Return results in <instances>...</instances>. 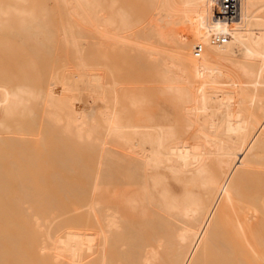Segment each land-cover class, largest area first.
<instances>
[{"label": "bare ground", "instance_id": "bare-ground-1", "mask_svg": "<svg viewBox=\"0 0 264 264\" xmlns=\"http://www.w3.org/2000/svg\"><path fill=\"white\" fill-rule=\"evenodd\" d=\"M120 1L57 0L58 4L63 6L64 17L67 16L72 20L71 24L69 23L71 29H76L75 33H79L81 28L83 29L80 35H73L72 32L73 34H70L69 38L67 37L75 49L74 55H72L77 59L73 61H78L76 62L78 69L75 70L76 72L73 71V74L65 70L64 72L67 73L63 75L62 70L67 65L62 70L55 68L56 71H54L51 81L49 80L50 83L46 81L49 84H47L48 88L32 94L33 100L40 101L41 107L39 108L37 103V108H43V112L36 111L38 110L36 108L34 111L41 112L45 121L41 116L36 115L37 113L31 111V103L21 113V115L29 114V117L30 115L32 117L31 113H34L32 120L38 121L39 116V119L43 121L42 127L47 121L45 124L49 122L51 127L58 129L66 140L74 141L75 145L80 142L85 145L84 147H90L92 151L97 150L98 164L97 167L95 166V170L91 169L95 176L90 173V170L86 172L87 174L90 171L89 175L93 176L91 177L92 183L89 182L93 195H89L92 197L86 201L88 204L83 201L87 205L82 204V209L86 207L84 215L88 214L84 216V219L90 216L87 217L90 218L88 222H94L92 229L95 232H76L77 229L75 232L70 229L69 231L66 229L70 227L69 224H67L69 226L63 224L64 228L61 227V224L56 226L57 223L54 227L52 224L56 223L54 221L63 220L58 216L63 215L59 214L63 212L59 208L62 209L64 205L63 207L58 206L60 204L56 206L54 203L57 201L53 200L56 197L52 199L47 193L49 191H45L44 187L46 186H41L45 184L44 180L47 177L45 178L44 175L46 173L43 175L29 173L32 168H41L43 163V170L40 172H45L49 168L48 166L46 168L47 161L45 160L40 166L38 165L42 162H39V158L46 152L44 150L47 147H42L43 152H39V155L35 149L40 150L42 145L40 144L39 147L35 144L36 142L32 141L30 144L27 140L31 146L32 144L38 146L34 150L31 149L30 152L31 146L22 142L27 139L25 136H28L27 134L22 135L24 126L18 130L21 133L18 136L10 135L9 137L8 134L10 144H12L11 139H15L9 146L4 133L10 126L6 125V129L3 128L4 131L2 129L3 133L1 134L3 135L0 134V146L4 145L3 149L5 150L1 153L11 152L12 147L18 148L16 143L19 142L18 145L20 144L22 149L15 148L17 152L21 153L29 147L27 154L24 151L22 156H25V159L26 156L30 157V159H24L28 160L30 165L27 162L24 163L22 159H9L7 161L10 164L15 159V162L23 161V167L24 164L29 167V171L25 167L23 170V167L17 166L20 162L18 161L13 170L12 164L10 166L5 159L15 157V155L4 156V158L5 154L1 155L0 153L7 164L5 165L3 162L6 167L0 165V168L13 170L6 172L1 169L2 172H0V264H49L50 262V264H264V255L262 258L260 255L262 252L264 254V194L256 198L255 204L257 217L261 220H232L226 211L233 198L231 194L245 185L243 178L247 174L256 175L258 178L252 182V185H261L264 190V158H262L264 149L259 147V150L256 151L254 148V145H260L264 141V124L262 123V121L264 122V91L261 89L264 82V0H250L251 6L248 7L246 4L241 6L240 17L234 22L237 28L234 35L226 28V25L224 27L221 21L214 17L213 3H209L208 0H149V4H152L153 10H156V14L162 22L173 24L177 22L180 25V33L178 35L171 33L170 36V39L173 37L172 40L175 43L178 42L174 43L176 48L175 45L172 47L165 44L163 39L162 42V37L157 40L155 33H159L154 32L155 30L152 31L154 28L152 25L149 27L151 31L147 28L146 36L144 28L150 22L143 24L142 28V23L136 18L137 16L128 7L121 5L124 0L122 3ZM250 7L252 11L249 10ZM48 9L51 8L43 9V15L47 13V17H41V14L40 18H35L22 28L24 31H30L32 35L29 33L28 38L33 36L39 44L43 37L46 41L43 44L41 42L42 45H47L45 44L47 40L54 41L52 36L55 37L54 32L58 31H54L55 26L53 25L54 30L49 29L55 21L53 20L54 22L51 23L49 16L53 11L51 13L49 11L53 9ZM176 10H178L177 13H175ZM48 21H50L49 27ZM59 23L60 21L57 24ZM148 31L152 32L150 33L152 37L150 35L148 38ZM67 32L66 35L69 34ZM59 33H61L60 28ZM217 33L226 35L227 41L222 44H214L212 37ZM88 36L93 38L94 42L97 41V45L95 44L96 46L93 47L98 48L100 44V48L103 50L106 44L115 48L114 50H120L117 53L126 54L123 59L120 57L122 64L129 54L131 57L140 59L139 61H144L146 69L152 70L153 68L152 72L156 69L160 76L155 72V75L150 73L151 70L149 73L156 77V81L161 77V81L158 80V85L153 83L154 86H157L155 90L159 92V98L163 100L160 107L164 108L166 104L176 106L178 119L175 118V120L177 123L160 120L154 116L152 106L156 102L154 103V99L150 98L155 94L150 95L153 84L150 88L151 84L149 83V88H146L149 93L146 94H141L138 86H136L138 89L129 86L134 88V91L127 88L128 86H123L118 80L119 78H116L117 73H115L120 69L114 68L113 65L116 63L113 65L109 63L110 59L107 60L105 51L101 50L98 53L102 57L104 56L108 61L106 64L109 65L99 63L94 69L95 67L88 63L85 58L88 56H85L83 51L86 43L83 44V40L86 38L85 41H87ZM232 36L238 44L237 47L244 50L242 57L246 59L248 75L243 80L225 76L226 72L222 68V64H219V62L231 60L223 55L230 56L233 53L223 52V49L224 44H231ZM61 37L58 38L61 39ZM197 46L203 47V52L199 56L195 54ZM186 48L189 50L186 51ZM181 49H184V52ZM43 53L45 54V52ZM209 53L213 54L212 57ZM121 54L118 55L122 56ZM40 55L39 53L38 56L40 57ZM91 55L92 53L89 56ZM109 56L111 55L109 54ZM216 57H220L219 59L222 60L218 61ZM90 58L89 60H91ZM128 59L126 58L124 61ZM131 59L129 60L131 61ZM131 67L133 68V66ZM51 73L53 74V71ZM44 78L48 77L44 76ZM58 84L63 86L61 89L64 91L63 95L54 93L53 86ZM84 90L90 92L87 101L90 107L78 110L76 103H80V101L82 103V91L84 92ZM155 100L157 101L156 97ZM160 101L161 99L157 103ZM32 120L29 119L30 124ZM36 125L39 124L36 123ZM0 127L3 126L0 125ZM29 127L28 129H30ZM15 128L17 130L19 127ZM35 128L37 129V127ZM45 130L48 129L45 128ZM37 131L39 133V130ZM38 133L34 135H38ZM55 136L54 138H56ZM41 137L44 136L41 135ZM58 138L56 139L59 140ZM17 139L22 140L17 141ZM61 140L63 141L60 139V142ZM60 142L58 143L60 144ZM5 143H8L6 145L10 149L5 146ZM22 143L26 144L24 149ZM58 145L56 148L63 146V144H60V147ZM16 150H13L14 153L11 154H15ZM19 152L18 154H20ZM35 153L37 154L34 155ZM69 154L68 152V156H66L68 159L71 157ZM59 156L62 157L59 158ZM59 156H55V153L52 157L47 154L51 164H54L53 162L60 163L62 160L64 161L63 165L66 163L67 167L70 166L71 160L76 158L67 160L62 154ZM76 156L78 155L76 154ZM50 159H55V161ZM34 162L39 163H35L34 167ZM253 162H256L258 167L254 168ZM31 165H33L32 168ZM37 165L38 168H36ZM44 169L46 170L44 171ZM54 174H50L51 177L57 176ZM84 175L83 177L87 176ZM39 177L43 178L41 183ZM35 178H38L39 183ZM54 180L56 181V178ZM36 183L44 190L41 187V190L37 189ZM30 185L32 187L29 188ZM68 185L70 187V183ZM175 185L181 186L185 194H175ZM13 186H15L14 189ZM60 186L62 188V185ZM71 186L72 191L75 187ZM78 188L80 189L79 185ZM75 192L77 191L75 190ZM78 193L80 195V191ZM65 198L67 197L65 196ZM49 201L53 203L50 204ZM70 208L68 207L67 211ZM50 209L52 210L50 211ZM64 210L66 212V208ZM70 211L72 210L70 209L66 214ZM53 212L58 214V219L56 217L55 220H52ZM72 212L69 213L71 216ZM76 215H79V221L82 220L79 219L81 217L79 211ZM50 216L53 217L51 220H49ZM63 216L65 217V215ZM84 222L86 221L84 220ZM140 223L151 227L149 233H155L154 236L159 235L160 229H162L160 235L162 236L163 232L165 236L163 238H159L160 235L143 238L141 236L143 228L141 229V227L144 226L141 225L139 230L136 229ZM156 223L158 227L154 226L157 225ZM131 224L133 225L131 226ZM136 224L137 226H135ZM72 225L76 228L74 222ZM83 226L79 225L78 227L81 229ZM62 228L68 232L64 234L59 230ZM84 229H87V226L86 228L84 226ZM140 229L142 234L139 232ZM172 239L174 241L170 242ZM151 240H154L156 245H152ZM258 251L260 259L256 258V261L258 259L261 262L255 263V259L252 258L258 256Z\"/></svg>", "mask_w": 264, "mask_h": 264}, {"label": "rangeland", "instance_id": "rangeland-1", "mask_svg": "<svg viewBox=\"0 0 264 264\" xmlns=\"http://www.w3.org/2000/svg\"><path fill=\"white\" fill-rule=\"evenodd\" d=\"M166 1H168V0H166ZM123 1L121 0L120 1V3H122ZM208 2L209 3H213L212 2V0H208ZM124 3H125V5H124ZM150 3V1L149 0H124V2H123V4H121V5H123V6H125V7H128L131 11H132V13L133 14H135L137 17L136 18H138L140 21H141V23H142V28L144 27L143 26V24L145 25L146 23H149V25L148 24H146V27L144 28V30H145V35L147 34V28L149 29V27L152 25V27H154L153 29H152V31L153 30H155L154 32H158L159 34H157V33H155L156 35H155V37H156V39L157 38H161V40L163 39L164 40V43L165 44H168V46L169 45H171L172 47H174L173 45H175V44H177L178 42H174L172 39H173V37H172V39H170V36L172 35V34H179L180 33V25L176 22L175 24H173V23H165V22H162L161 20H160V18L158 17V15L156 14L157 12H156V10H153L154 8H152V4H149ZM166 3H169V2H166ZM171 4V3H170ZM243 4H246L248 7L249 6H251V1L250 0H243L242 1V5ZM44 6V7H43ZM51 8V9H53V10H51V9H48V10H51V11H49L48 12V10H47V12H48V15L50 14V21H51V23L52 22H54L55 23V25H54V23L53 24H51V26L49 27V22L50 21H48V27H49V29H53L54 30V27H52V25L53 26H55V30L54 31H56V30H58V31H56V32H54V35H55V37L54 36H52V39L54 38L55 40L54 41H48L47 40V42L45 43V44H47V45H42L46 40L42 37V41H40V44L39 43H37V40L36 39H34V37L33 36H31V38H28L29 37V33L31 34V32L30 31H24V30H22V28H24L27 24H29L30 22H32L35 18H40V15L42 14V16L41 17H45L46 15H47V13H44V14H46V15H43V9L44 8ZM55 7V8H54ZM136 9V10H135ZM64 9H63V6L62 5H60V4H58V2H57V0H0V125H2L3 127H0V130H1V132H0V134L1 133H3V131H4V129L3 128H5L6 129V125H8V126H10V127H8V128H10V129H8L7 128V130L9 131H6L5 133H4V136L5 137H7L6 139V142H9L10 141V139H9V137H10V135H13V136H18L19 135V129L21 128V126H24V127H22V129H24V131L22 132V135L23 136H25L26 134L28 135V136H25L27 139H25V141H22V142H26V144H28V142H30V144H31V142L32 141H34V142H36L35 144H37L39 147H40V144L42 145L40 148V150L37 148L38 146L37 145H34V144H32V146L30 145V144H28V145H30L31 147H30V152L32 151V150H34V148H37V149H35L36 150V152L38 151V154L40 155V153L41 152H43L42 151V147H44L45 148V146L48 148V150H47V148L44 150V151H46L45 153H43V155L45 154L46 155V157H47V154L48 155H50L51 157L54 155V153H55V156H59V154L61 155H63L64 156V158L66 157V156H68V152L71 154H69V156H71L69 159H74L75 157L77 158H75L74 160L76 161H74V160H71V163L70 162H68L67 161V163H70V166H66V163H65V165H63L64 164V161H62V160H60L61 162L59 163V162H57V163H55V162H53L54 164H51L52 162H50L49 161V158L47 157H45V155L43 156L42 154H41V156L42 157H40L39 158V162L40 161H42V162H34L33 163V165H34V167H35V163H39L38 165L40 166L41 165V163H43L44 162V160L45 161H47V163H45V166H46V168H48L47 170L46 169H44V171L45 172H43V171H41L40 172V170H43L42 168H43V166H44V163L42 164L43 166L41 167V168H38V165L36 166V168H38V169H35V168H32V166L33 165H31V168L32 169H30L31 171H29V167L27 166V164H29L30 165V163H28L27 161H25L26 159H30V157H28V156H26L27 158L25 159V156H22V155H24V151H26V154H27V149H28V151H29V147L28 148H26V150L24 149L25 147H24V145H26L25 143H22L23 144V152L21 151V153H23V154H21L19 151V153L20 154H18V152H17V150L16 149H18V150H21L22 148H21V146H19L18 145V143L19 142H17L16 143V141H15V143L17 144L16 146L18 147V148H14V147H12V149L13 150H16L15 151V154H11V153H14L13 152V150L10 152V151H8V152H3L5 155H3V157L5 156V157H8V156H13V155H15V157H8L7 159H5V161H6V163L8 162L7 160H9V159H13V158H15V159H22V160H24V163L25 162H27V164L25 165L24 164V167L25 168H28V171H29V173H33L34 175H39V173H41L42 175L43 174H45L46 173V175H44L45 176V184H42L41 186H46V187H44L46 190L45 191H49V192H47L48 194H49V196L50 197H52V199L53 198H55V199H53V200H56L57 201V203H54V204H56V206L58 205V204H60V205H58V206H62L63 207V205H64V207L61 209V207L59 208V210H63V212L65 211L64 209L66 208V212H68L70 209L72 210V211H75V212H72V211H70V212H72L71 214H77L78 213V211H79V213H80V215H81V217H83V218H81V217H79V219H82V220H78V216L75 214L74 216H76L75 218H74V216L72 215H70L69 213H67L66 214V212H60L59 214H63V215H65V217L63 216V215H59L58 216V214H56V213H54V214H52V215H54L53 217L52 216H50L51 218L49 219V220H51L52 218V220H55V218L58 216L60 219L61 218H63V220L62 221H59L58 220V222L57 221H54V222H56V223H52L53 225H54V227H55V225L56 226H59V224H61V227L63 226V224H64V226H69L70 225V227H67L66 229L67 230H72V231H74L75 232V230H76V232H80V231H82V232H84V233H93V232H95V230L94 229H92L93 227H94V222L92 221V222H88L89 221V219L87 218V217H90V216H87V217H85L86 219H84V216H86V215H88L87 213H85L86 215H84V209L86 208L85 206V208L84 209H82V204L84 205V204H88V202H86L87 200H89L91 197H92V195H93V192H92V190H91V184L89 183V182H91L92 183V178L91 177H93L92 175H94L95 176V173L94 172H92V170L91 169H93V170H95V168L97 167V160H98V154H97V150L95 149H93L94 151H96V153H94V151H92L91 150V148L90 147H84L85 145L84 144H82V143H77V145H75V142L74 141H70V140H66V138L64 137V136H61V133H60V131L58 130V129H55V128H53V127H51V125L49 124V122H48V124H45V123H47V121L46 122H44V125H43V127H42V124H43V121H45V119H43L44 117H43V114L41 115L40 113L41 112H43V108H41V109H38L37 108V103L39 104L40 103V101H38V100H33V96H31V94H32V92H33V94L35 93V92H41V90L43 91V90H45L46 88H48V83H50V81H51V78H52V75H54V71H56V69L57 70H62L66 65V67L68 68V70H67V68L65 69L64 68V70H62L63 71V75L64 74H66L67 72H69V73H72L73 71H75V70H77L78 69V66L76 65L77 63L76 62H78V61H73V60H75L76 58H73V57H75V56H73L74 55V50L75 49H73V46H72V44L70 43V41H68L67 40V37L70 35V34H73V35H76V34H79L80 35V32H81V30H83L82 28H81V30H80V32L79 33H75V30L76 29H71V27H70V22H72V20H71V18H69V17H67V16H65V17H67L66 18V20H65V17H64V11H63ZM249 10L250 11H252V8L250 7L249 8ZM175 12V11H174ZM178 12V10H176V12L175 13H177ZM139 13V14H138ZM153 13H154V15H153ZM55 14H57V15H55ZM47 17V16H46ZM59 19V21H60V23L59 24H57L59 21H58V19ZM63 18V19H62ZM68 18H69V20H68ZM145 18V19H144ZM45 19H47V18H45ZM148 19H150V20H148ZM54 20V21H53ZM46 21V20H45ZM144 21V22H143ZM64 22H67V23H64ZM234 22H235V20H233V21H221V23L224 25V27H225V25H226V28L228 29V30H230L231 31V33L234 35V32L235 31H237V28H236V25L234 24ZM47 23V22H46ZM70 23V24H69ZM66 24H69V25H66ZM57 25V26H56ZM59 25H60V27H59ZM23 26V27H22ZM66 26V27H65ZM52 27V28H51ZM60 28V32L61 33H59V28ZM65 29H64V28ZM68 27V28H67ZM140 27H141V25H140ZM57 28V29H56ZM67 28V29H66ZM72 30H70V29ZM182 28V27H181ZM85 30H87V28H84ZM151 29V28H150ZM149 29V30H150ZM172 29V30H171ZM19 30H20V32H19ZM65 30V31H64ZM67 30H70V32L68 31L67 32ZM79 30V29H78ZM11 31V32H10ZM21 31H23V32H21ZM77 31V30H76ZM151 31V30H150ZM58 32V33H57ZM63 32V33H62ZM69 33V34H65V33ZM73 32V33H72ZM84 32V31H83ZM12 33V34H11ZM20 33V34H19ZM26 33V34H25ZM82 33V32H81ZM148 38L150 37V35H151V37H152V34H150V33H152V32H149L148 31ZM172 33V34H171ZM53 34V33H52ZM51 34V35H52ZM58 34V35H57ZM84 34H86V33H84ZM91 34V33H90ZM32 35V34H31ZM61 35H62V37H61ZM81 35H83V34H81ZM88 35V34H87ZM136 35V34H135ZM157 35H158V37H157ZM25 36V37H24ZM61 37V39L60 38H58V37ZM90 36V35H89ZM88 36V37H89ZM143 36V35H142ZM147 36V35H146ZM173 36H175V35H173ZM70 37V36H69ZM68 37V38H69ZM87 37V36H86ZM56 38H58V39H56ZM165 38V39H164ZM84 39V38H83ZM86 39V38H85ZM85 39L83 40V44L85 43V46L83 47V51H84V54H85V56H88V57H85L86 59H87V61H88V63L89 64H91L92 65V67H95L94 69H96V67H97V65L100 63V64H103L104 65V63H105V65H109V64H106L108 61H109V59H110V61H109V63L110 64H115V65H113L114 66V68L116 67V69H120V71L119 70H116V71H118V72H115V73H117L116 74V78L119 80V81H121V83H122V85L123 86H128L127 88H130L129 86H133L135 89L137 88L138 89V87H139V89H140V92H141V94H146V93H149V91H147L146 90V88L148 87V85H149V83L151 84V85H149V87L151 88V86H152V84L153 83H157V85L159 84L158 82V80H160L161 81V77H159L160 79H158L157 81L155 80L156 79V77L154 76L155 74H154V72L155 73H157V74H159V72H156L157 70L155 69L154 70V72H152V70H153V68H152V70L151 69H146V64L144 63V61H139L140 59H136V58H134V56L133 57H131V55H129V54H127L128 55V57H131V58H129V59H131V61L128 59V57H126L128 60H129V62H128V60H126V61H124L123 60V64H122V59L125 57L124 55H126V54H121V53H117V51H120V50H118V49H116V50H114L115 48H113V47H109L108 45H106L105 44V49H101L100 48V44L98 45L99 47L98 48H96V47H93L95 44L97 45V41L96 42H94L93 41V38H88L87 39V41H85ZM153 39H154V37H153ZM156 39H154V40H156ZM90 40V42H88ZM158 40V39H157ZM161 40H159L160 42H161ZM163 40H162V42H163ZM168 40H170V41H168ZM58 41V42H57ZM167 43H166V42ZM177 41V40H176ZM231 44L230 45H228L227 43L226 44H224V51L223 52H232L233 53V55L231 54L230 56H228L227 54H224L223 56L224 57H226V58H230L231 60H229L228 62H222V63H220L219 62V64H222V68L224 69V71L226 72V75L225 76H228V77H230V78H232V79H240V80H243V79H246V76L248 75V73L246 72V69H247V67H246V65H245V62H246V59L245 58H243L242 57V55H244V50L243 49H241V48H239V47H237V42L235 41V39H234V37L232 36V38H231ZM41 42H42V44H41ZM88 43H89V45H88ZM91 43H93V44H91ZM175 43V44H174ZM40 45V46H39ZM95 45V46H96ZM181 45V43L179 44V46ZM47 47V49H46V47ZM56 46V47H55ZM92 46V47H91ZM55 47V48H54ZM90 48V49H88V48ZM103 47V46H102ZM57 48V49H56ZM93 48V49H92ZM109 48V49H108ZM175 48H176V45H175ZM180 48V47H179ZM46 49V50H45ZM50 49H52V50H50ZM63 51H62V50ZM73 49V50H72ZM95 49V50H94ZM98 49V50H97ZM110 49H112V50H110ZM187 49V48H186ZM185 49V50H186ZM37 50V51H36ZM39 50V51H38ZM41 50H42V52H41ZM55 50V51H54ZM101 50L102 51H105V55H106V57H108L107 58V60H105V58H104V56L102 57L99 53L101 52ZM109 50V51H108ZM182 51L184 50V49H181ZM189 49H187L186 51H188ZM50 51V52H49ZM108 51V52H107ZM43 52H45V54L43 53ZM48 52V53H47ZM99 52V53H98ZM184 52V51H183ZM41 54L40 55V57L38 56V54ZM92 53V55L91 56H89L90 54ZM95 53V54H94ZM185 53H188V52H185ZM51 54V55H50ZM56 54H57V57H56ZM73 54V55H72ZM108 54V55H107ZM109 54L111 55V56H109ZM118 54H121L122 56H120V55H118ZM210 54V53H209ZM100 57H102V58H100ZM211 55V54H210ZM213 55V54H212ZM212 55L210 56V57H212ZM42 56H43V59H41L42 58ZM52 57V58H51ZM66 57V58H65ZM91 57V58H90ZM119 57V58H118ZM120 57L122 58V59H120ZM38 58H40V59H38ZM52 59V61H49V60H51ZM73 58V59H72ZM89 58L91 59V60H89ZM99 58V59H98ZM104 58V59H103ZM112 58V59H111ZM214 58H215V56H214ZM213 58V59H214ZM220 58V57H219ZM219 58H217L216 57V59L218 60V61H221L222 59H219ZM67 59V60H66ZM102 59L104 60V62L102 61ZM113 59H116V60H114L113 61ZM120 59V60H119ZM136 59V60H135ZM77 60V59H76ZM134 60V61H133ZM215 60V59H214ZM223 60H225V59H223ZM49 61V62H48ZM86 61V62H87ZM91 61H92V63H91ZM96 61H97V63H96ZM106 61V62H105ZM227 61V60H226ZM74 64H73V63ZM93 62H95L96 63V66H94V64L95 63H93ZM69 63V64H68ZM128 63V64H127ZM44 64H45V66H44ZM47 64V65H46ZM56 64V65H55ZM119 64V65H118ZM125 64V65H124ZM54 65V66H53ZM60 65V66H59ZM73 65V66H72ZM90 65V66H91ZM112 65H111V67H112ZM69 66V67H68ZM121 66V67H120ZM131 66H133V68L131 67ZM142 66V67H141ZM144 66V67H143ZM91 67V68H92ZM129 67H130V69H129ZM56 68V69H55ZM71 68V69H70ZM132 68V69H131ZM47 69V70H46ZM54 69V70H53ZM74 69V70H73ZM93 69V68H92ZM93 69V70H94ZM67 71V72H64V71ZM71 72H70V71ZM91 70V69H90ZM93 70H91V72H93ZM128 70H129V72H128ZM149 70H151L150 71V73H152V74H154V75H151L150 73H149ZM45 71H47V72H45ZM53 71V74L51 73ZM95 71V70H94ZM126 71V72H125ZM76 72V71H75ZM96 72V71H95ZM48 74V76H47V74ZM74 73V72H73ZM72 73V74H73ZM122 73V74H121ZM131 73V74H130ZM127 74V75H126ZM44 76L47 78V79H45L44 78ZM151 76H153V77H155L154 79H153V77H151ZM157 76V75H156ZM159 76H160V74H159ZM50 78V79H49ZM50 80V81H49ZM138 80V81H137ZM46 81L48 82V83H46ZM245 81V80H244ZM45 82V83H44ZM139 82H141V83H139ZM146 82H147V84H146ZM129 83V84H128ZM137 83V84H136ZM44 84H46V85H44ZM48 84V85H47ZM139 84V85H138ZM143 85V86H142ZM147 85V86H146ZM60 84H58V85H54L53 86V89H54V93H56L57 95H63L64 93V91H62L61 89L63 88V86H61ZM136 86H138V87H136ZM145 86V87H144ZM141 87H144V88H141ZM148 87V88H149ZM157 86H154V84H153V86H152V90L150 91V93H152V94H150L151 96L153 95V93H155L154 94V97H150L151 99H154V105L153 106H155V107H153L152 106V108H153V114H154V116L158 119H160V120H166V121H169L170 123H177L176 122V120H175V118H177L178 119V116H177V114H176V106H174V105H171V104H166L165 106H164V108L163 107H160V104L162 105V103L161 102H163V100H162V98H159L160 96H159V92L157 91V90H155V88H156ZM134 88H130V90L132 89H134ZM147 88V89H148ZM58 91H57V90ZM134 89V90H135ZM261 89L264 91V82L262 83V85H261ZM133 90V91H134ZM87 91V92H86ZM61 92V93H60ZM85 92H86V94H85ZM137 92V91H136ZM156 92H158V93H156ZM59 93V94H58ZM82 93H83V97H82V103H81V101H80V103H76V107H77V109L78 110H82V109H84V108H88V107H90V105L89 104H87L88 102V100H89V93H88V90H84V92L82 91ZM139 93V92H138ZM140 94V93H139ZM149 95V94H148ZM158 96V97H157ZM85 97V98H84ZM155 97H156V99H157V101H159V99H161V101L160 102H158L157 103V101L155 100ZM163 97V96H162ZM87 99V100H86ZM91 99V98H90ZM86 100V101H85ZM34 101V102H33ZM36 101V102H35ZM38 101V102H37ZM32 102H33V104H32ZM30 103H31V105H30ZM30 105L31 107H32V112L34 111V110H36V109H38V110H36V111H40L41 110V112H35V113H37L36 115H39V116H41V118H42V120L41 119H39V116H38V121H33L32 120V118H33V115H34V113H31L32 114V117H31V115H30V117H29V114L28 115H21V111L24 109V106L25 105ZM39 106V108L41 107L40 106V104L38 105ZM82 106V107H81ZM84 106V107H83ZM36 108V109H35ZM178 111V110H177ZM20 115V116H19ZM35 115V116H36ZM15 119V120H14ZM29 119H31L33 122H35V124L33 125L32 124V121H30L31 122V124L29 123ZM34 119V118H33ZM35 120H36V117H35ZM39 120H41V121H39ZM39 122V123H38ZM40 122H41V125H40ZM8 123V124H7ZM28 123V124H27ZM36 123L37 124H39V125H36ZM262 123L264 124V122L262 121ZM31 125V126H30ZM36 125V126H35ZM30 126V127H29ZM47 126V127H46ZM15 127H19L17 130H16V128ZM28 127L30 128V129H28ZM35 127H37V129L35 128ZM51 127V128H50ZM13 128V129H12ZM15 128V129H14ZM39 128V129H38ZM45 128L46 129H48V130H45ZM2 129H3V131H2ZM32 129L34 130V132L32 133ZM50 129V130H49ZM16 130V131H15ZM36 130V131H35ZM37 130H39V133H38V131ZM47 133H46V132ZM48 131H49V133H48ZM58 133H60V134H56L57 132ZM41 132V133H40ZM12 133V134H11ZM38 133V135H34V134H37ZM52 133V134H51ZM53 133H54V136L56 137V138H58L59 140H57L56 138H54V136H53ZM8 134H9V137H8ZM15 134H17V135H15ZM21 134V133H20ZM39 134H40V136H39ZM1 135H3V134H1ZM33 135V136H32ZM41 135L42 136H44V137H41ZM59 135V136H58ZM30 136V137H29ZM38 136V137H37ZM46 136V137H45ZM32 137H35V138H32ZM41 137V138H40ZM61 137V138H60ZM64 138H65V141H64ZM13 139V138H12ZM11 139V142H12V144H13V141L15 140H12ZM36 141H35V140ZM38 139V140H37ZM41 139H42V141H41ZM43 139H44V141H43ZM60 139H63V141L61 140V142H60ZM20 140H22V139H20ZM20 140H18L17 139V141H20ZM27 140H28V142H27ZM54 141V142H53ZM60 142V144L62 145L63 144V146L62 147H60L61 145L58 143V142ZM70 141V142H69ZM5 142V141H4ZM40 142V143H39ZM43 143V144H42ZM4 144V143H3ZM6 144H8V143H5V146L8 148V149H10V145H12V144H10V142H9V146L8 145H6ZM53 144V145H52ZM59 144V145H58ZM72 144V145H71ZM2 145V144H1ZM27 145V146H28ZM57 145H58V147H60V148H56L57 147ZM70 145V146H69ZM4 146V145H3ZM3 146H0V153H1V151H5L4 149H3ZM14 146V145H13ZM35 146V147H34ZM54 146H55V148H54ZM74 146V147H73ZM63 147H65V148H63ZM72 147V148H71ZM259 147H262L263 149H264V141L260 144V145H254V148H255V150L257 151V150H259ZM2 148V149H1ZM69 148V149H68ZM89 150H88V149ZM262 148H260V149H262ZM32 149V150H31ZM51 149V150H50ZM56 149H58V150H56ZM7 150V149H6ZM52 150H53V152H52ZM55 150H56V152H55ZM61 152H60V151ZM88 150V151H87ZM17 152V153H16ZM34 152V151H33ZM40 152V153H39ZM50 152V153H49ZM52 152V153H51ZM57 152H60V153H58V154H56ZM63 152V153H62ZM66 152H67V154H66ZM72 152V153H71ZM3 153H1V155L3 154ZM65 153V154H64ZM25 154V155H26ZM28 154H30V155H32L31 153H28ZM37 153H35L34 155H36ZM52 154V155H51ZM76 154L78 155V156H76ZM95 154H96V156H95ZM0 155V156H1ZM16 155H18V156H16ZM38 155V156H39ZM75 155V156H74ZM2 157V156H1ZM2 157V159H3V161L1 160V158H0V165H4L3 164V162H4V158ZM45 157V158H44ZM60 157H62V156H59V158ZM96 157V158H95ZM32 159H33V156L31 157ZM44 158V159H43ZM53 158H56V157H53ZM58 158V157H57ZM58 158V159H59ZM67 158V157H66ZM65 158V159H66ZM84 158V159H83ZM262 158H264V157H262ZM15 159L13 160L14 162L13 163H11L12 164V166H13V170H14V167L18 164L17 162L18 161H20V160H17L16 162H15ZM31 159V160H32ZM34 159H35V157H34ZM43 159V160H42ZM47 159V160H46ZM61 159H63V158H61ZM64 159V160H65ZM68 158H67V160H69ZM97 159V160H96ZM31 160H29V161H31ZM36 160H38V159H36ZM51 160V159H50ZM57 160V159H56ZM12 161V160H11ZM35 161V160H34ZM51 161H55V159L53 160H51ZM59 161V160H58ZM20 162H21V164H20ZM19 162V164L17 165V166H19V167H23V161H20ZM33 162V161H32ZM31 162V163H32ZM65 162H66V160H65ZM5 163V162H4ZM5 163V165H7ZM254 164H252L253 165V167L254 168H256V167H258V164H256V162H253ZM8 164H10V162H8ZM11 164H10V166H11ZM16 164V165H15ZM58 164H60V166H58ZM95 164V165H94ZM4 165V166H5ZM20 165H22V166H20ZM63 165V166H62ZM9 165H8V167H10ZM27 166V167H26ZM48 166V167H47ZM51 166V167H50ZM53 166V167H52ZM58 166V167H57ZM66 168H65V167ZM86 166V167H85ZM91 166V167H90ZM93 166V167H92ZM96 166V167H95ZM6 167V166H5ZM24 167H23V170H24ZM76 167V168H75ZM17 168V167H16ZM73 170H72V169ZM1 169H3L4 171H13L12 169H5V168H0V170ZM37 170V171H34V170ZM58 170V171H57ZM64 170V171H63ZM79 170V171H78ZM83 170V171H82ZM88 170H90L89 172L90 173H92V175L90 176L89 174V172L86 174V172L88 171ZM10 171V172H11ZM16 171V170H15ZM21 171V170H20ZM19 171V172H20ZM51 171H53V172H51ZM69 171V172H68ZM0 172H2V170L0 171ZM22 172V171H21ZM35 172V173H34ZM17 173V172H16ZM22 173H24V172H22ZM27 174H29L28 172H26ZM52 173H55L54 175H57L58 176V178H57V176L56 177H54V178H56V181L54 180V178H53V176L51 177V175L50 174H52ZM32 174V175H33ZM84 176H86V177H83V175ZM31 175V174H30ZM48 175V176H47ZM89 175V176H88ZM62 176V177H61ZM81 176V177H80ZM65 177V178H64ZM87 177H88V179H87ZM90 178V179H89ZM257 178L258 177H256V175H254V174H247L244 178H243V181L245 182V185H242L241 187H239L237 190H235L231 195H232V201L229 203V206L226 208V211H227V213L229 214V216H230V218L232 219V220H249V221H258V220H261L259 217H257V214H256V211H255V204H256V198L258 197V196H261V195H263L264 194V190L261 188V185H255V186H253L252 185V182L253 181H255V180H257ZM61 181H60V180ZM94 179V178H93ZM27 180V179H26ZM29 180V179H28ZM35 180H36V182H38L39 180V182L41 183L42 181H43V178L42 177H39V180H38V178H35ZM34 180V181H35ZM42 180V181H41ZM55 181V183H54V181ZM63 180V181H62ZM90 180V181H89ZM58 181H60L59 183H58ZM71 181H73V182H71ZM38 182V183H39ZM76 182H78V183H76ZM87 182V183H86ZM64 183V184H63ZM70 183V187H69V184ZM59 184V185H58ZM75 184H76V186H75ZM89 184V185H88ZM18 185V184H17ZM39 185V184H38ZM37 185V183H36V186L35 187H37L38 186ZM60 185H62V188H64V189H62L61 188V186ZM71 185H73L75 188H73V192L71 191V189H72V186ZM78 185H79V187H80V189H82V190H80L79 188H78ZM40 186V187H41ZM59 186H60V188H59ZM90 186V187H89ZM30 187H32L31 185L29 186V188ZM34 187V189H36ZM40 187L38 186L37 187V189L39 188L40 189ZM13 189L15 188V186H13L12 187ZM41 188H43V187H41ZM44 188H43V190H44ZM88 190L87 192H85L86 190ZM68 191H67V190ZM70 189V190H69ZM84 189V190H83ZM175 194H179V195H184L185 194V191H182V187L181 186H178V185H175ZM41 190V189H40ZM60 190V191H59ZM65 190V191H64ZM75 190L77 191V192H75ZM184 190V189H183ZM64 191V192H63ZM80 191V195H79V192ZM91 191V192H90ZM75 192V193H74ZM82 192V193H81ZM85 193V195H84V193ZM177 192H179V193H177ZM181 192H183V193H181ZM52 195H51V194ZM48 194H46V195H48ZM56 194V195H55ZM67 197V198H65V196ZM90 194H92L91 195V197H89V195ZM45 195V196H46ZM84 195V196H83ZM54 196V197H53ZM89 198H88V197ZM49 197V198H50ZM88 198V199H87ZM50 200V199H49ZM51 201V200H50ZM50 201H49V203H50ZM55 201V202H56ZM86 202V203H84V202ZM45 202V201H44ZM62 202V203H61ZM42 203V202H41ZM51 203H53V202H51ZM50 203V204H51ZM39 204V203H38ZM46 204H48V203H46ZM86 204V205H87ZM53 205V204H52ZM52 205H50V206H52ZM66 206V207H65ZM68 207L70 208L68 211H67V209H68ZM56 208V207H55ZM53 209V208H52ZM52 209H50V211L52 210ZM54 210V209H53ZM58 211V209H55V211ZM87 210V209H86ZM49 211V212H50ZM87 212V211H86ZM58 213V212H57ZM50 214V215H51ZM56 214V215H55ZM60 216H62V217H60ZM69 216H71V217H69ZM58 217H57V219H58ZM67 217H68V220H67ZM75 219H73V218ZM252 217V218H251ZM65 218V219H64ZM56 219V220H57ZM84 220L86 221V222H84ZM91 221V220H90ZM53 222V221H52ZM60 222V223H59ZM64 222V223H63ZM67 222V223H66ZM71 222V223H70ZM73 222H74V226L76 227V228H74V227H72L73 225ZM80 222V223H79ZM82 222H84V223H82ZM50 223H51V221H50ZM91 223V224H90ZM137 223H139V222H137ZM67 224H69V225H67ZM155 224V223H154ZM157 224V223H156ZM81 226V225H84L85 226V228H86V226H87V229H84V226L80 229V227H78V226ZM91 226V227H89V226ZM127 225V224H126ZM133 224H131V226H132ZM141 225L142 226H144L142 223H140V224H138V228L136 227V229L137 230H139V228L141 227ZM63 226V227H64ZM127 226H130L129 224L127 225ZM127 226H125V227H127ZM135 226H137V224L135 225ZM155 227H158V224L157 225H154ZM153 226V227H154ZM88 227H89V229H88ZM134 227V226H133ZM65 228V227H64ZM64 228H62V229H59L60 231H62L64 234L66 233V232H68L66 229V231L64 230ZM72 228V229H71ZM143 228V234H142V232H141V229ZM149 227H147V225H145L144 227H141V229H140V234H142L141 236H143V238L146 236L147 238L149 237V238H152L151 236H153V237H157V236H159L160 234H161V230L162 229H160L159 231V235H157V236H154L155 235V233H153V232H150L149 233V231H151L150 230V228L148 229ZM162 228V227H161ZM69 230V231H70ZM85 230V231H84ZM89 230V231H88ZM59 231V232H60ZM93 231V232H92ZM62 232H60V233H62ZM138 232V233H139ZM58 233V232H57ZM59 233V234H60ZM62 233V234H63ZM58 234V235H59ZM61 234V235H62ZM63 234V235H64ZM137 236H138V234H136ZM136 235H134L135 237H137ZM161 236V235H160ZM159 236V238H163L165 235L163 234V232H162V236L160 237ZM178 237V235H175V237ZM139 237H140V235H139ZM138 237V238H139ZM174 237V238H175ZM140 239H142V238H140ZM174 241V239H172L170 242H173ZM150 243H152V245H156V243H155V241L154 240H151V242ZM260 250L262 249V248H259ZM259 250V251H260ZM259 251L257 252V255L258 256H255V258H252L254 261H255V263H259V262H261V261H259L258 259H257V261H256V258H259V256L261 255V258H262V256L264 255L263 254V252H262V254H260L259 255ZM263 251H264V247H263ZM260 259V258H259ZM51 261V260H50ZM250 261H252V260H250ZM51 263V262H50ZM49 263V264H50ZM53 263V262H52Z\"/></svg>", "mask_w": 264, "mask_h": 264}, {"label": "built area", "instance_id": "built-area-1", "mask_svg": "<svg viewBox=\"0 0 264 264\" xmlns=\"http://www.w3.org/2000/svg\"><path fill=\"white\" fill-rule=\"evenodd\" d=\"M243 0H212L214 17L218 21H233L240 17L241 6ZM228 37L224 34H214L212 42L214 44H222L227 41ZM203 52L202 46L195 48V54L199 56Z\"/></svg>", "mask_w": 264, "mask_h": 264}, {"label": "crops", "instance_id": "crops-1", "mask_svg": "<svg viewBox=\"0 0 264 264\" xmlns=\"http://www.w3.org/2000/svg\"><path fill=\"white\" fill-rule=\"evenodd\" d=\"M32 94H33V92H32ZM32 94H31V96H32ZM28 105H25L24 106V109L21 111V113L25 110V108L27 107Z\"/></svg>", "mask_w": 264, "mask_h": 264}]
</instances>
